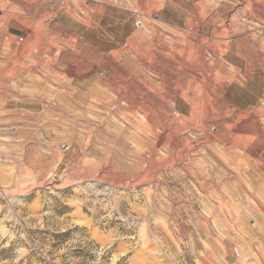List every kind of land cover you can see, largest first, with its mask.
<instances>
[{"label":"rangeland","instance_id":"rangeland-1","mask_svg":"<svg viewBox=\"0 0 264 264\" xmlns=\"http://www.w3.org/2000/svg\"><path fill=\"white\" fill-rule=\"evenodd\" d=\"M201 1L197 7L217 12L215 27L205 32L166 27L155 10L141 15L130 0L121 12L119 0H111L107 15L95 18L101 31L92 38L101 42L105 63L94 77L115 87L126 74L131 82L120 61L139 55L128 42H155L140 48L145 63L137 77L155 80L156 99L147 86V101L113 92L70 112L69 93L47 61L56 48L44 53V93L11 102L19 108L21 98H30L28 108L5 110L1 97L12 96H0V264H203L205 251L244 242L246 229L264 236V100L249 111L216 101L234 76L228 43L264 42V0ZM154 59L156 72L149 69ZM165 81L172 97L164 95ZM58 102L61 110L50 117L45 108ZM152 102L162 109L150 110ZM118 106L128 108L123 116ZM70 113L86 122L77 132L78 157L91 169L74 171L63 162L42 180L15 174L11 137L49 135L59 152L60 143H70ZM53 118L58 126L47 131ZM117 133L126 140L124 155L106 152L115 147L105 136ZM90 153L98 158L85 160Z\"/></svg>","mask_w":264,"mask_h":264},{"label":"crops","instance_id":"crops-1","mask_svg":"<svg viewBox=\"0 0 264 264\" xmlns=\"http://www.w3.org/2000/svg\"><path fill=\"white\" fill-rule=\"evenodd\" d=\"M110 1L0 0V96H12L10 101L1 97L6 104L5 110H23L28 108L26 107L28 104L31 105L30 98H21L20 107L17 108L18 104L11 103L16 99L14 96L44 93L46 62L44 53L49 48H56L52 55L47 57V61L52 63V71L57 72L58 79L63 81V88L69 93L70 100L67 104L70 112L87 110L88 106L92 108L93 103L89 101L94 99L93 96L112 95L113 92L119 95L134 92L140 95V100L147 101L146 89L149 87L156 99L155 80L150 82L141 79V76L137 77L138 70L145 63L140 48L156 46L155 42H128L130 47L136 48L134 51L139 55V59L133 62L126 57L121 58L120 61L124 70H127V77L132 79L131 82H125L126 74L115 87L110 80L94 77L95 68L103 69L105 63L100 55L104 53L101 42L92 38L93 32L101 31L100 24L95 18L107 15ZM127 1L129 0H119L117 10L124 11L122 7H126ZM130 1L135 11H139L141 15L155 10L154 17L166 27L185 32L195 30L205 32L204 29L210 30L215 27L216 9L205 11L202 7H197L196 4L199 3L203 6L201 0L196 4L195 0ZM100 37L97 36L98 39ZM62 50L67 51L68 55L61 57ZM112 52L116 53V49ZM225 55H228L225 60L233 68L234 76L223 91L219 92L220 96L216 101H223L237 111L254 109L264 100V42H229ZM156 67L155 59L149 61V69L152 72H156ZM163 85L164 95L169 94L172 97V91H167L169 83L165 81ZM53 91L58 92L60 89L54 88ZM184 101L188 103L185 99ZM1 103L0 101V105ZM10 103L13 104L11 109L7 108ZM97 107L108 109V106L104 105ZM29 108L39 109L38 106ZM149 108L162 109L154 102L149 103ZM45 110L50 117H55V112L61 110L60 102L48 105ZM54 119H47L44 125L47 131L54 130L58 126ZM68 121L70 143H66L62 148L60 143L59 152L55 150L56 146L51 144L53 138L49 135L39 139L33 134L11 137L13 172L41 176L42 180L43 177L59 171L63 162H69L68 168L74 171L91 169L90 165L85 166L81 157H78L82 152V140L78 139L77 132L84 128L86 122L80 119L78 122L77 117L72 113L69 114ZM24 122L34 123L33 119ZM92 157L90 153V156L87 155L84 159L98 158ZM248 231L247 229L244 231V242L234 243L233 247L212 248L205 251L203 264H264V236L253 238ZM234 240L242 239L235 237ZM258 243L260 245H257Z\"/></svg>","mask_w":264,"mask_h":264},{"label":"bare ground","instance_id":"bare-ground-1","mask_svg":"<svg viewBox=\"0 0 264 264\" xmlns=\"http://www.w3.org/2000/svg\"><path fill=\"white\" fill-rule=\"evenodd\" d=\"M151 97V96H150ZM166 98V97H165ZM165 98H164V101H165ZM168 98H170L169 96H168ZM167 98V99H168ZM115 99V98H114ZM125 99V98H124ZM168 101V100H167ZM161 102V101H160ZM43 104V103H42ZM119 104V103H118ZM163 104V103H162ZM126 105H132L131 103H127ZM89 107V106H88ZM164 107L166 108V106L164 105ZM128 110V108H125V107H123V106H118V108H117V111H118V113L119 114H122V116L125 114V112ZM145 117V116H144ZM142 120V119H141ZM145 123V122H144ZM134 124V126L136 125L135 123H133ZM137 124L138 125H136L137 127H142L141 125L143 124V123H140V122H137ZM144 126V125H143ZM143 128V127H142ZM144 129V128H143ZM148 129V128H147ZM100 133V132H99ZM102 134H103V132H102ZM101 135V134H100ZM103 136H104V134H103ZM106 137V141L109 143V144H111V145H114V147H115V149H113V150H111V148H106V152H108V153H114V154H126L125 152V150L127 149V147H126V145H125V143H126V140H124V138L120 135V134H116V135H112L111 134V136H105ZM111 147H113V146H111ZM113 147V148H114ZM113 154V155H114ZM120 155V156H121ZM122 157V156H121ZM121 160V159H120ZM122 160H123V158H122ZM118 162V161H117ZM116 162V163H117ZM124 162V161H123ZM119 163H120V161H119ZM118 163V164H119ZM121 163H122V161H121ZM118 164H117V166H118ZM125 164V163H124ZM120 166H122V165H120ZM120 166H118V167H120Z\"/></svg>","mask_w":264,"mask_h":264},{"label":"water","instance_id":"water-1","mask_svg":"<svg viewBox=\"0 0 264 264\" xmlns=\"http://www.w3.org/2000/svg\"><path fill=\"white\" fill-rule=\"evenodd\" d=\"M64 147V146H63Z\"/></svg>","mask_w":264,"mask_h":264}]
</instances>
